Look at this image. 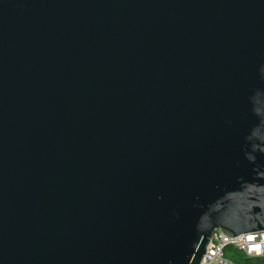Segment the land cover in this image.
Wrapping results in <instances>:
<instances>
[{"label": "water", "instance_id": "obj_1", "mask_svg": "<svg viewBox=\"0 0 264 264\" xmlns=\"http://www.w3.org/2000/svg\"><path fill=\"white\" fill-rule=\"evenodd\" d=\"M217 232H264V0H0V264Z\"/></svg>", "mask_w": 264, "mask_h": 264}, {"label": "built area", "instance_id": "obj_2", "mask_svg": "<svg viewBox=\"0 0 264 264\" xmlns=\"http://www.w3.org/2000/svg\"><path fill=\"white\" fill-rule=\"evenodd\" d=\"M228 247L237 249L252 258L264 257V232L241 235L233 239L222 232H217L201 264H234L225 256V250Z\"/></svg>", "mask_w": 264, "mask_h": 264}, {"label": "trees", "instance_id": "obj_3", "mask_svg": "<svg viewBox=\"0 0 264 264\" xmlns=\"http://www.w3.org/2000/svg\"><path fill=\"white\" fill-rule=\"evenodd\" d=\"M225 256L234 264H264V257L252 258L232 247L225 250Z\"/></svg>", "mask_w": 264, "mask_h": 264}]
</instances>
